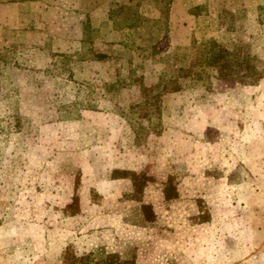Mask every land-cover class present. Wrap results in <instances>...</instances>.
Instances as JSON below:
<instances>
[{"label": "rangeland", "instance_id": "1", "mask_svg": "<svg viewBox=\"0 0 264 264\" xmlns=\"http://www.w3.org/2000/svg\"><path fill=\"white\" fill-rule=\"evenodd\" d=\"M211 40L264 71V0H0V264H264V77Z\"/></svg>", "mask_w": 264, "mask_h": 264}, {"label": "trees", "instance_id": "2", "mask_svg": "<svg viewBox=\"0 0 264 264\" xmlns=\"http://www.w3.org/2000/svg\"><path fill=\"white\" fill-rule=\"evenodd\" d=\"M204 48L207 49L205 50L204 62L206 66L217 70L220 80L230 81L239 78V80L245 84L255 85L264 77V71L257 70L256 66L251 64V59L249 57L242 58L240 53L230 52L218 45L214 40L205 42ZM242 70H244L243 73H241ZM129 179L137 193H141L145 185L150 181V178L146 177L144 174H132ZM175 195L176 193L171 194L168 193V191L165 193L167 199H171L175 197ZM141 211L143 219L146 222L155 221V214L151 205L142 204ZM135 251V248L129 247L122 255L118 253L107 254L105 259H102L96 264H136ZM90 255L92 254H89V256L86 255L82 259L87 261V264H90V261L88 262Z\"/></svg>", "mask_w": 264, "mask_h": 264}, {"label": "crops", "instance_id": "3", "mask_svg": "<svg viewBox=\"0 0 264 264\" xmlns=\"http://www.w3.org/2000/svg\"><path fill=\"white\" fill-rule=\"evenodd\" d=\"M167 184H168V181L166 183V186H167ZM165 193H166V191H163V200H164L165 203H171V202H174V201H179L180 194H179V190L178 189H176V195H175V197H173L171 199H167L166 196H165ZM142 204H147V203H142ZM149 205H151V204H149ZM152 209H153V212L155 214V219H156L157 218V215H156V212H155L153 206H152Z\"/></svg>", "mask_w": 264, "mask_h": 264}]
</instances>
